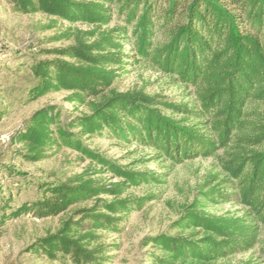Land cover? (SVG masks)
Here are the masks:
<instances>
[{"label":"trees","instance_id":"1","mask_svg":"<svg viewBox=\"0 0 264 264\" xmlns=\"http://www.w3.org/2000/svg\"><path fill=\"white\" fill-rule=\"evenodd\" d=\"M6 1L21 14L48 16L50 24L44 29L54 28L58 21L70 24L49 40L72 43L44 49L43 54L52 57L31 63L37 80L29 90L31 100L69 91L68 101L89 108L88 113L66 122L56 105L36 110L12 136L20 145L17 154L27 162H39L54 148H68L122 179L107 185L90 176L97 171L89 169L67 181L41 183L40 197L9 214L4 205L1 224L23 214L56 217L95 199L92 206L74 210L77 220H63L56 232L29 245L28 252L52 261L107 264L113 245L104 242L105 233L121 232L125 216L151 200V196L121 195L132 186L164 182L166 173L127 169L92 150L83 138L94 136L136 143L152 151L136 158L134 165L145 164L148 157L150 162L167 159L178 164L198 155H216L214 146L219 141H230L239 149L228 154L233 159L227 169L235 182L223 180L186 205L183 216L172 225L177 235L148 238V244L156 248L152 264H217L255 246L259 227L264 225V116L249 112L248 104L264 101V0ZM115 10L125 25L105 29ZM126 43L134 54L123 51ZM139 61L193 86L202 109L185 107L183 111L205 121L185 124L160 108L182 107L163 103L159 95L114 89L117 72ZM204 124L210 127L198 126ZM208 129L218 141L211 140ZM101 195L114 199L107 201ZM237 199L248 207L241 216L206 211L209 203Z\"/></svg>","mask_w":264,"mask_h":264},{"label":"rangeland","instance_id":"2","mask_svg":"<svg viewBox=\"0 0 264 264\" xmlns=\"http://www.w3.org/2000/svg\"><path fill=\"white\" fill-rule=\"evenodd\" d=\"M48 24V16L42 13L21 14L6 0H0V217L4 205L6 213L9 214L25 202L40 197V185L44 182L67 181L89 169L97 171L90 176L107 185L122 181L107 167L72 149L54 148L48 158L39 162H27L17 154L20 145L12 141V136L36 110L47 105H56L62 111V121L65 122L70 121L73 116L89 112L86 105L68 101L69 91L50 93L36 100L30 98L29 90L37 83L30 68L31 63L52 57L43 54L44 49L66 47L72 43L49 40L70 26L67 21H58L54 28L44 29ZM124 25L123 18L119 17L115 10L111 22L104 28H119ZM75 26L89 29L82 24ZM123 51L135 53L129 43L125 44ZM117 73L119 76L113 84L117 91L143 90L149 95H159L164 98L163 103L182 107L180 110L160 106L166 115L184 119L185 124L189 123V120L191 124L205 121L183 111L185 107L202 109L193 86L175 80L156 66L140 61ZM248 111L264 116V101L249 102ZM252 117L257 118L256 115ZM198 126L210 127L209 124ZM207 131L211 133V140L218 141L213 130ZM83 139L92 150L118 165H126L127 169L134 167L141 172L151 170L166 173L163 183L132 186L121 195V198L151 196V200L141 209H135L125 216L121 232L105 233L104 242L113 245L107 264H152L150 259L155 255L156 248L148 244L149 237L159 234L177 235L178 232L172 225L183 216L186 205L200 200L203 192L223 180L235 182L227 169L228 163L233 159L228 154L237 153L239 149L230 141H226L227 144L216 142V155H198L178 164L167 159L158 163L150 162L152 157H148L145 164L134 165L136 158L152 151L136 143L130 144L108 137L94 136ZM246 149L253 148L246 146ZM226 185L231 187L230 184ZM99 197L107 201L114 199L112 195ZM94 202L95 199L56 217L38 218L32 214H23L6 219L4 224L0 222V264H72L68 259L52 261L36 256L28 252L27 248L38 238L56 232L62 221L68 217L77 220L74 210L83 206L90 207ZM247 208L237 199L231 202L209 203L206 211L216 215L241 216ZM217 264H264V225L259 227L257 242L252 249L233 254Z\"/></svg>","mask_w":264,"mask_h":264}]
</instances>
